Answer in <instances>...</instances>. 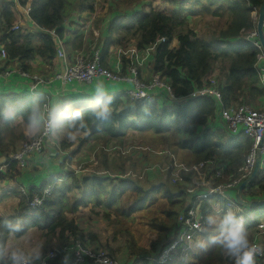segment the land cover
Returning a JSON list of instances; mask_svg holds the SVG:
<instances>
[{"label": "trees", "instance_id": "obj_1", "mask_svg": "<svg viewBox=\"0 0 264 264\" xmlns=\"http://www.w3.org/2000/svg\"><path fill=\"white\" fill-rule=\"evenodd\" d=\"M167 1L170 5L166 9H156L151 0L148 8L143 6L140 10L130 13L119 5L110 7L114 16L109 21L106 34L100 39L99 48L106 60L112 46H120L126 50L132 45L139 51L154 47L149 60L143 67H139L138 76L149 83L153 75L159 74L171 86L173 98L163 93L153 100H133L123 91L111 94L112 118L107 122L89 119L88 128L83 132L85 136L78 137L80 143L74 152H78L91 140L112 139L123 145L128 131L133 129L141 133L152 130L164 138L165 134L172 131L177 146L192 152L190 167L207 162L206 170L210 171L211 176H215L217 171L223 173L221 177H216L211 182L214 185L227 184L241 175L240 168L245 163L252 142L244 136H234L226 129L218 114L219 106L215 98L191 96L204 88L210 77H214L222 92L225 106L248 103L260 107L262 103L264 104V84L261 82L259 73L261 62L258 58L263 51L253 41H259L258 36L250 39L251 33L256 30L253 12L259 13L264 0ZM97 2L98 0H32L29 14L35 22L34 26L21 27L19 31L12 32L11 28L17 20L13 9L15 3L0 0V33L3 34L2 43L9 56L6 65L18 62L25 71L32 72L42 67L36 63L38 58L44 61L48 68L45 70L42 67L41 73L53 71L50 68L54 67L57 43L50 31L55 30L60 38L64 39L69 35V29L72 30L76 25V29L71 31L76 35L74 49L81 48L83 45L81 31L88 23L82 15L95 13ZM124 2L123 0L122 3ZM21 3L25 5L27 0H21ZM196 6L198 9L195 10ZM200 14L214 16L219 20L211 33L205 32L206 35H201L194 29L190 18ZM221 19H226V22H221ZM102 21L97 19L94 22L95 26L100 28ZM77 40H81L79 44ZM172 43H175V46L172 47ZM130 63V59L123 58L124 74H130L128 69ZM261 64L264 66V60ZM145 71L150 76L147 77ZM105 83L111 86L115 84L110 81ZM119 84L122 85V90L129 87V84L123 82ZM34 99L48 102L43 95L27 96L0 91V109L10 105L16 113L14 122H2L0 125L23 126L26 129V114ZM22 138L31 141L33 137L23 134ZM61 145L68 150L72 147L73 141H68L64 136ZM74 152L62 161L63 167L67 163V158L74 155ZM104 155L108 171L104 175L95 172L80 178L69 168L68 173H64L66 180L61 179L59 173H51L46 180H42L41 185L38 182L23 183L21 181L23 172L18 161L7 156L8 166L4 171H0V192L6 195L4 198L17 194L19 200L13 210L14 213L0 217V249H6L7 238L12 234L6 230L5 222L15 221H21L24 225L22 233L13 234L16 237L25 236L34 227L42 232L44 253L55 248L62 250L77 239L85 245L94 246L96 235L84 232L76 219L69 214L73 215L81 206L93 203L95 206H103L106 214L110 215L106 210L115 208L120 211L122 199L127 191L131 190L135 194L134 200L129 203L127 212L123 211V214L130 215L147 208L159 194L168 200L172 208L168 209L167 213L173 217V223L161 227L165 230L171 229L170 236L167 240L153 242L146 248L140 247L133 237H128L130 257L124 260L109 251L108 253L124 264H158L157 260L162 251L180 232L179 217L187 213L189 208L194 205L204 216L209 211H217L219 207L222 210L227 208L226 200L222 197L198 199L196 195L188 193L187 190L193 186L195 171L188 173L182 171L184 179L178 183L172 181L175 169L172 166L166 175L158 170L156 178L149 172L146 179L150 178V181L133 178L131 175L125 178L123 176L129 174L130 168L126 167L125 163L118 162L119 174H112L116 170L113 167L115 164L109 166L108 153ZM131 168H135V165ZM34 169L40 171L36 166ZM154 180L157 182L154 183ZM11 181L20 183L21 191L16 187L9 189L3 186L4 182L7 185ZM49 186L52 188L51 192L44 194ZM36 194L45 198L41 206L33 208L31 203ZM229 195L234 196L235 192L230 191ZM243 198L252 201L264 199V165L244 189ZM251 209L256 222L246 223L250 241L257 233L261 234L258 224L264 222V205ZM204 229L203 234L206 236L209 230L206 225ZM259 242L264 249L263 234L259 236ZM91 245L89 247H92ZM94 249L99 250L101 246ZM63 257L64 254L59 253L49 261V264H59ZM174 257L165 264H181L178 262L181 258L180 250L174 253ZM70 262L73 264V259ZM85 264L93 263L89 261ZM202 264H233V261L216 247ZM257 264H264V256L258 259Z\"/></svg>", "mask_w": 264, "mask_h": 264}, {"label": "rangeland", "instance_id": "obj_2", "mask_svg": "<svg viewBox=\"0 0 264 264\" xmlns=\"http://www.w3.org/2000/svg\"><path fill=\"white\" fill-rule=\"evenodd\" d=\"M122 1L123 0H98L96 4L98 7L96 14L99 19H105L101 22L100 29H97L94 25L96 20L93 21L92 19L91 21V18H89L92 16L94 17L95 13L84 15L89 18V22L81 31L83 34V45L81 48H78L79 52L86 51V54H90L94 49L99 48L100 39L106 34L110 18L114 16L110 11V7L119 5L120 7L122 6V8L124 7L125 11L130 13L140 10L143 6L148 8L151 0H124V3H122ZM151 4L156 9H166L170 5L167 0H152ZM196 9H198L197 6L195 7V10ZM257 14L258 16L256 15V18L258 22L259 13L257 12ZM190 19L194 29L201 35H206L205 32L211 33L214 30V27L219 23V20L214 16H205L204 14L191 17ZM73 20H76V18H73ZM222 21L224 23L226 22V19H221V22ZM25 24L29 26L27 22H25ZM74 29H76V25L72 27V31ZM97 34L99 35L98 39L96 38ZM116 34L118 35V33ZM74 38L75 37L73 36V39ZM250 39L252 40L253 38L250 36ZM80 41L81 40H77L76 42L79 44ZM171 46H175V43H172ZM69 47L71 48H66L68 53L72 50H77L72 48L74 47V42L71 43ZM89 97V95L81 96V99L77 100L78 106L83 107ZM249 105L255 109L264 110L263 104L260 105V107L251 104ZM23 134L30 138L33 137L32 139L39 136L30 135L23 126L5 127L4 125H0V165L8 158L7 156L12 157L16 155L21 150L23 144L29 141L22 138ZM165 135L166 137L164 138L161 134H156L152 130L141 133L138 130L133 129L128 131L126 142L123 145L118 144V141L112 139H101L98 141L91 140L86 142L78 152L74 151L79 146V138L73 141L72 147L68 150H65L61 145V140L64 136L57 139H50L43 150L40 153L29 157L27 160L28 165H26L25 168L20 169L23 172V175H34V177H37L40 180L35 181L34 179H28L29 177H23L22 182L26 184L38 182L39 185H41L42 180H46L51 173H59L61 174V179L66 180L64 173H68L69 168L74 170L73 174L80 178H83L86 175H91L95 172L104 175L108 172L104 162V153H108L109 166L115 164L113 167L116 169L112 174H119L120 170L117 163L121 162L125 163L124 165L130 168L128 170L129 174L123 177L126 178L131 175L133 178L138 177L143 181H150V178L146 179L148 174L151 173V176L156 178L158 170H161V172L166 175L168 169L172 166L175 167V171L172 174V181L173 183H178L175 182V177L184 171L182 170V167H190L189 161L192 158V152L188 149L177 146L174 132L171 131ZM83 136H85V133H81L78 137ZM72 152H74V155L67 158V163L65 167H63L61 165L62 161ZM167 158L171 160L168 161ZM34 165L37 167V170L40 171H36ZM133 165H135V168H131ZM5 169L6 168H4V170ZM67 181L71 182V180ZM153 182L156 183L157 180H154ZM17 183V181H11L9 184L5 185L4 182L3 186L8 187L9 189L16 187V189L21 191L20 183ZM8 188L7 190H9ZM45 191L47 192L46 189ZM48 191L50 193V190ZM134 195L135 194L131 190H128L126 196L121 201L120 211H117L115 208L106 210L110 215L106 214L103 206H95L93 203H89L88 205L81 206L77 213L73 215L69 214V216L76 219L77 224L84 232L96 235V242H94L95 247L101 246V249L99 250L109 251L119 259L124 260L130 257L128 237H133L140 247H150L153 242L164 241L169 238L171 229L165 230L161 225L170 226L173 223V217L169 216L167 213V210L172 208V205L167 199L162 198L160 194L148 205L147 208L136 211L130 215L123 214V211L127 212L129 203L134 200ZM5 196L6 195L0 193V217L14 213L13 210L17 206L19 200L17 194H14L10 198H4ZM221 210L222 208L219 207L218 211ZM249 210L252 212V209ZM208 230L210 231V229ZM41 233L42 232L38 228L34 227L23 237H16L11 234L15 239H11V235H9L7 238L8 241L6 242V249L11 250L13 248H19L26 253H39L42 258L51 250L44 253L42 248L43 237ZM260 235H262V233H257L250 242H257L260 244ZM206 237L207 235L204 239ZM90 245L87 246L89 247ZM91 248L94 247L92 246ZM215 249L216 246L211 244H209L206 250L193 248L191 261H193V264H202V261L206 260ZM121 260L119 261L122 262ZM70 263L71 262H69V264Z\"/></svg>", "mask_w": 264, "mask_h": 264}, {"label": "built area", "instance_id": "obj_3", "mask_svg": "<svg viewBox=\"0 0 264 264\" xmlns=\"http://www.w3.org/2000/svg\"><path fill=\"white\" fill-rule=\"evenodd\" d=\"M29 1L32 3V0ZM256 15L258 16L257 11L253 12V18H255L254 21L257 24ZM19 29L20 26L13 25L11 31L16 32L19 31ZM50 34L57 43L56 57L61 60L62 63V68L59 71L47 76L30 74L21 66H18L17 69H12L6 65L9 56L6 48L2 47L0 49V62L3 61L4 63L0 65V78L10 76L13 73L21 74L23 77L30 79L31 81L30 93L33 96H45L48 99L47 103L49 104L51 96L42 91L45 85L54 81H59L62 84H72L74 82L92 84L98 80L117 83L123 82L129 84V87H127L124 92L133 100H153L160 91L167 93L170 98H173L171 86L162 79L159 74L153 75L149 83L141 80L138 76L139 66L144 65L149 60L154 47L140 51L136 48L133 50H124L122 48L120 50V55L118 56L116 69H112L105 65L100 48L94 49L90 54H86V51L79 52L78 50L77 56L72 60L69 58L66 46L59 34L55 30L50 31ZM250 36L252 38L258 36L257 28ZM254 43L263 51L258 56L259 62L262 63L264 60L263 46L260 41L255 40ZM124 57H128L131 61L128 68L130 74L123 73ZM261 63L259 64V73L261 82L264 84V66ZM198 96H212L215 98L219 106L218 114L224 122L226 129L234 136H244L249 138L252 142V146L245 163L240 168L241 175L227 184L214 185L211 182L214 178L221 177L223 173L217 171L215 176H211L210 171L206 170L207 162H201L192 167H182V170L186 172L192 170L196 173L192 181L193 186L187 191L190 194L196 195L198 199H208L212 196L222 197L226 200V207L240 206L242 208V214L244 215L246 222H256V217L249 208L240 205L235 200V197L229 195V192L235 189L237 190L240 184L253 173L259 151L261 152V167L264 165V110L255 109L248 103L225 106L222 92L214 77H210L208 84L204 88L196 91L191 97L196 98ZM49 140L48 135L42 132L31 141L25 142L21 150L16 155L12 156L11 159L18 161L21 168H25L29 157L40 153ZM7 166L8 159L6 163L0 165V171H4V168ZM183 179L182 174L179 173L178 176L175 177V182L182 181ZM49 188L46 189L47 192L45 191L44 194H49L48 190L51 192L52 188ZM44 198L45 197H40L37 194L32 201L31 206L33 208L41 206ZM203 217L204 215L201 210L194 205L188 209L187 213L180 216V232L176 239L162 251L157 260L158 264H165L166 262L173 260L175 258L174 253L178 250H180L181 256L178 262H181V264L191 263L193 247L190 246V242L195 241L196 237L200 236L205 230ZM258 228L264 235V223H259ZM252 243L261 247L257 242ZM68 252L71 253L74 264H85L89 261L93 264H124L109 255L106 251L88 247L80 239L65 246L62 250H59L58 248L52 249L47 255L41 258L42 264H49V261L54 259L59 253L64 254ZM263 256L264 255H261L259 258ZM41 261H38L37 264H41Z\"/></svg>", "mask_w": 264, "mask_h": 264}, {"label": "clouds", "instance_id": "obj_4", "mask_svg": "<svg viewBox=\"0 0 264 264\" xmlns=\"http://www.w3.org/2000/svg\"><path fill=\"white\" fill-rule=\"evenodd\" d=\"M112 101L113 96L99 82L83 107L60 100L49 104L34 99L26 114V130L33 136L44 132L49 139L65 136L68 141H75L87 130L89 119L107 122L112 118ZM15 119V110L10 105L0 109V123L14 122ZM242 211L240 206H236L207 212L203 223L210 231L205 239L191 241L190 246L206 250L211 244L231 258L233 264H257L258 258L264 255V249L250 242ZM5 228L12 234L24 231L21 221L5 222ZM38 261H41L39 253L30 254L19 248L0 249V264H37ZM64 264H68V257H65Z\"/></svg>", "mask_w": 264, "mask_h": 264}, {"label": "crops", "instance_id": "obj_5", "mask_svg": "<svg viewBox=\"0 0 264 264\" xmlns=\"http://www.w3.org/2000/svg\"><path fill=\"white\" fill-rule=\"evenodd\" d=\"M7 1H14V3H15V6H13V9H14V11L16 13L17 20L14 22L13 25L20 26V29H21V27L32 28L34 26V24H35V22L32 20V18L30 17V14H29L30 7H31L32 3L29 0H27V3L25 5H23L21 3V0H7ZM97 9H98V7L96 6V10ZM84 15H82V17L84 19L87 18L88 22H89V18H91V21H92V19H93V21L99 19V17L97 16L96 12H95L94 17L92 16V17L88 18V17H85ZM101 20L104 21L105 19L103 18ZM25 22H27L29 26H27L25 24ZM94 25H95V23H94ZM94 25H93V27H94ZM97 29H100V28H97ZM71 31L72 30L69 29V35L66 38L63 39V42H64V44H65L67 49L71 48V47H69L70 44L75 42V40H76V35L74 33H71ZM99 35H100V32H99ZM99 35L97 34V37H96L97 39L99 38ZM73 36L75 37L74 39H73ZM2 40H3V34L0 33V49L2 47L5 48L4 44L2 43ZM253 41H255V40H253ZM72 48H74V47H72ZM121 49L122 48L120 46H112L110 48L109 53L107 55L108 57L106 58V60L103 58V61H104L105 65L107 67L112 68V69H116V64H117L118 56L120 55V50ZM133 49H135V46H129V48H128V50H133ZM77 51H78V49L75 50V51L74 50L70 51L68 53L69 54V58L70 59L72 58V60H74V58L78 54ZM126 58L129 59L128 57H126ZM3 63L4 62L1 61L0 65H2ZM6 63H7V61H6ZM36 63L41 64L42 67L45 70H48L47 64L44 61H41V60H39L37 58ZM18 66H20L18 62L11 63V64L8 65V67H10L12 69H17ZM53 66H54L53 68H50V69H53V71H51L49 73H46V74L45 73H41L42 67H41V69L37 68V69H35V70H33L32 72H29V73L30 74H38V75H47V76L52 75V74H54L55 72L59 71L62 68L61 60H59L56 57ZM141 67H143V65ZM145 75L147 77L150 76L146 71H145ZM30 82H31L30 79H27V78L23 77L21 74L13 73L10 76L0 78V91H2V92H13V93H17L19 95L33 96L30 93ZM98 82L99 83H103V85L105 86V88H106V90H107V92L109 94H113V93H115L117 91H123V92L125 91L124 89L122 90V85L117 83V82H114L115 84H113L111 86V84L105 83L106 82L105 80H98V81H96V82H94L92 84L80 83V82H74L72 84H62L59 81H54V82H52L50 84L45 85L43 87V91L42 92L48 93L51 96L50 104L51 103H55L58 100L64 101V102L74 101V102H71V103L74 104L75 106H77L78 105L77 100H80L81 96H85V95H89L90 96V94L94 91V88H95V86H96V84ZM163 93H165V92L160 91L157 95L159 96V95H162ZM165 95H167V93H165ZM23 177H26V178L29 177L28 179H34L35 181H39L40 180L37 177H34V175H23V173H22L21 181H22ZM237 190L236 189L233 190L235 192V195L233 196V197H235V200H236ZM247 208H249V207H247ZM249 209H251V208H249ZM204 231L200 234V236L196 237V239H204V237H205V235L203 234ZM13 238L14 237L11 235V239H13ZM7 241H8V239H7ZM93 247H95V246H93ZM106 252L108 253V251H106ZM194 253H195V251H194ZM65 257H68V264H69L70 260L73 259L70 252L64 253V257L60 261L59 264H64ZM73 264H74V262H73ZM190 264H193V261H191Z\"/></svg>", "mask_w": 264, "mask_h": 264}, {"label": "water", "instance_id": "obj_6", "mask_svg": "<svg viewBox=\"0 0 264 264\" xmlns=\"http://www.w3.org/2000/svg\"><path fill=\"white\" fill-rule=\"evenodd\" d=\"M264 3L260 7L259 10V18L257 22V32H258V39L261 42L264 50ZM261 145V144H260ZM7 161V159L4 160L2 164H4ZM261 168V152L259 151L258 153V158L256 161V166L254 168L253 173L245 179L240 186L238 187L237 193H236V200L238 201L239 204L249 207V208H256L258 206L264 205V199L263 200H257V201H252V200H246L243 198V191L247 187V185L254 180V178L257 176L259 170Z\"/></svg>", "mask_w": 264, "mask_h": 264}]
</instances>
